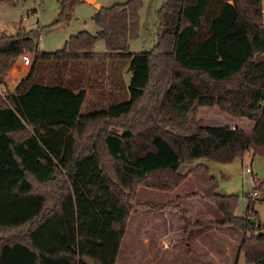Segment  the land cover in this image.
Instances as JSON below:
<instances>
[{
    "label": "trees",
    "instance_id": "16d2710c",
    "mask_svg": "<svg viewBox=\"0 0 264 264\" xmlns=\"http://www.w3.org/2000/svg\"><path fill=\"white\" fill-rule=\"evenodd\" d=\"M143 1L101 5L95 34L81 31L51 53L39 52L33 31L22 27L0 36V86L24 54L32 56L31 72L45 66L55 76L42 86L30 74L14 93H0V264H115L130 213L165 208L137 204V191L172 193L188 178L222 214L215 225L244 234L245 264H264L253 199L236 216L237 197L216 193L207 166L178 172L191 160L264 157L262 0H165L156 15V44L132 54L127 43L138 35ZM76 2L58 1L59 20ZM99 40L103 53L93 50ZM107 62L118 90L128 66L127 96L90 107L68 73L85 64L101 70ZM101 78L97 71L86 86ZM201 109L252 122L253 129L204 126ZM107 216L119 223L116 229Z\"/></svg>",
    "mask_w": 264,
    "mask_h": 264
},
{
    "label": "rangeland",
    "instance_id": "374dc122",
    "mask_svg": "<svg viewBox=\"0 0 264 264\" xmlns=\"http://www.w3.org/2000/svg\"><path fill=\"white\" fill-rule=\"evenodd\" d=\"M58 1L26 0L17 5L0 2V33L12 36L17 33L18 27L21 25L26 31H33L34 40L41 51L51 53L61 50L71 36L81 31L90 34H95L98 31L93 22V17L98 9L78 2L65 13L62 20H59ZM126 1L104 0L101 5L108 8ZM164 1H143L139 11V32L136 38L128 41V53L152 50L156 44L157 10ZM93 50L96 53L105 52V43L102 40L97 41ZM24 55H29L32 59L30 54ZM98 84L101 86L93 89L94 91L89 93V98L98 97L101 92L104 93V81H99ZM116 91L111 100L105 99L106 102L103 101V104L100 105L106 107L112 101L126 98L123 89ZM199 119L202 125L208 127L236 125L246 133H250L253 129L252 122L231 120L217 109H201ZM199 164L207 166L209 174L217 180L216 193L218 195L237 197L236 216L244 215L245 207L251 200L248 198V194L253 189L259 192V196L252 198L251 202H254L253 207L258 216V225H261L260 233L264 234V196L261 195V192H264V157L253 156L252 152H248L244 154L242 160H234L227 164L205 159L191 160L181 164L178 172L184 175ZM246 165L250 166L253 177L242 174L243 167ZM252 178H256L263 186L254 187L251 183ZM185 199H191L192 202L183 201ZM135 202L140 205L157 208L165 206V208L159 211H153L150 208H136L130 213L116 264H245L243 254L239 252L240 233L244 235L242 232L234 227H225L227 231H222L226 238L225 244L214 233L202 234V231L199 232L188 226L189 220L186 211H192L195 218L196 212H206L208 221H204L202 225H200V221H194L197 224L196 227L211 226L212 223L209 220H215L217 217L214 214L219 212L197 193L191 178H188L182 187L180 186L172 193L140 188L137 191ZM111 218L107 216L106 224L111 229H116L119 223L114 222ZM219 220H223V216L219 217ZM212 226L217 227L216 225ZM211 252L216 256L217 262L212 260L210 263L208 254ZM237 255V263H235Z\"/></svg>",
    "mask_w": 264,
    "mask_h": 264
},
{
    "label": "crops",
    "instance_id": "0c3cea01",
    "mask_svg": "<svg viewBox=\"0 0 264 264\" xmlns=\"http://www.w3.org/2000/svg\"><path fill=\"white\" fill-rule=\"evenodd\" d=\"M78 2H81V1H77L76 3H78ZM90 6H92V5H90ZM19 27H21V25H19ZM3 34L4 33H0V36L3 35ZM37 48H38L39 52H43V51L40 50L39 47H37ZM86 66H87V68H86ZM82 68H85L82 72L81 71L79 72V71H76V70H71L70 73H68V75H69V79L71 80L73 86H75L76 88H79V90H85L87 98H89V93L94 91L93 89H96L97 86H101V85L98 84V82L97 83L95 82V86H93L92 89L90 88V86H86V84L88 83V80H89L90 83L93 82V80L95 79V76L97 74V71L100 74H102L101 81H104V84H103L104 85L103 86L104 87L103 88V92L104 93L101 92V94L98 97H90L89 98L90 101L88 103V105H90V107L91 106L98 107L100 104H103V101H105L104 98L110 92L111 93H116L117 92L116 90L119 89L118 86H113V83H112V80H113V77H114L113 74H112L113 68H114V64L113 63H109V62L105 63V65H103V68L101 70L94 69V66L92 64H85V65H83ZM31 70H32V64L29 67H26L20 62V60L17 61L15 63V65L12 67V69L10 70L9 76H8V78L6 80V83L4 85L0 86V93L2 94L3 90H4V92H7L9 94L14 93L17 90L18 86L30 74H31V81H41V82H38V83L40 85H42V86H46V80H49V79H52L53 77H55V76H53V74L49 70L45 69V66L36 67L33 72H31ZM127 70H128V66H125V68L123 70V74L121 76L122 80H123V83H124L123 91L126 94V96H127V88H128L129 82H130V73H128ZM38 83H36V84H38ZM90 90H92V91H90ZM118 91H120V90H118ZM75 93H77V91H75ZM247 153L248 152H246L245 154H247ZM246 175H251L253 177V174H246ZM251 183H252V181H251ZM183 201L192 202L191 199H185ZM205 203H204V205H206ZM185 213L188 215V217H187V219L189 220L188 226H190V228H192L194 230H198L199 232L202 231V234L214 233L216 236L219 237L220 241H223V243L226 244V241H225L226 238L222 234V231H227L226 228L223 229V228L212 226V225H215L216 223H219L220 221H222V220H219V217H222V215L219 212H216L217 214H214L215 217H217L215 220H209V222L212 223L211 226H200V227H196L197 224H195V223L197 221H200L199 223H200V225H202L204 223V221H208V220H206V219H208V218H206V212H201V211L198 212V213L196 212V215H197L196 218L193 215V212L190 211V210L186 211ZM194 221H196V222H194ZM243 237H244V235H242L240 233L241 241H242ZM208 255H209L210 263H212L211 262L212 260L217 262V258L212 252L209 253ZM237 258H238V255L236 256L235 263H237ZM219 261L221 262V260H219ZM116 262H117V260H116Z\"/></svg>",
    "mask_w": 264,
    "mask_h": 264
},
{
    "label": "built area",
    "instance_id": "2783aa9c",
    "mask_svg": "<svg viewBox=\"0 0 264 264\" xmlns=\"http://www.w3.org/2000/svg\"><path fill=\"white\" fill-rule=\"evenodd\" d=\"M260 15L262 20L264 19V0H262L261 2V7H260ZM20 62L26 66L29 67L32 64V59L29 55H22L20 57ZM5 93L4 90L2 91V94ZM242 174H252V171L250 169V166L246 165L243 167L242 170ZM252 184L254 187H261V183L256 179V178H252ZM261 195L264 196V192H261ZM259 196V192L255 189H253V191L251 193L248 194V198L252 199V198H257Z\"/></svg>",
    "mask_w": 264,
    "mask_h": 264
},
{
    "label": "water",
    "instance_id": "95a60500",
    "mask_svg": "<svg viewBox=\"0 0 264 264\" xmlns=\"http://www.w3.org/2000/svg\"><path fill=\"white\" fill-rule=\"evenodd\" d=\"M77 1H81L85 4H88V5H92L94 6L96 9H100L101 8V4L97 3L95 0H77ZM263 24H264V19L262 20ZM253 223V221H252Z\"/></svg>",
    "mask_w": 264,
    "mask_h": 264
}]
</instances>
